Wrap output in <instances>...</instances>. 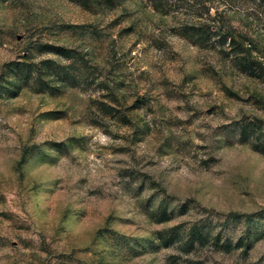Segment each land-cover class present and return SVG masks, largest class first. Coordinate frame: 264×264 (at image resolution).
<instances>
[{"label": "rangeland", "instance_id": "obj_1", "mask_svg": "<svg viewBox=\"0 0 264 264\" xmlns=\"http://www.w3.org/2000/svg\"><path fill=\"white\" fill-rule=\"evenodd\" d=\"M169 3L0 0V72L58 61L37 45L91 69L0 99V264H264V81L176 35L195 12Z\"/></svg>", "mask_w": 264, "mask_h": 264}, {"label": "trees", "instance_id": "obj_2", "mask_svg": "<svg viewBox=\"0 0 264 264\" xmlns=\"http://www.w3.org/2000/svg\"><path fill=\"white\" fill-rule=\"evenodd\" d=\"M149 1L158 11L169 2V4H176L177 8L192 9L195 12L194 15L175 28L174 33L199 49L216 52L222 59L230 61L245 76L264 81V63L255 55L257 42L250 33L252 25L256 22L263 21L264 28V0ZM82 5L86 7L87 4ZM211 9L214 10L213 14L210 13ZM231 15L240 17V25L245 30H239L232 24ZM34 51L40 55H53L58 61L44 59L35 62L27 54L20 61L3 66L0 72V99L14 98L24 88L37 94L55 95L64 89H73L88 83L91 69L80 52L49 45H37ZM139 102L141 101L137 103ZM102 107L110 112L113 111V108L108 105L102 104ZM133 108L137 109L139 106H133ZM255 134L256 125L253 122L239 123L240 142L249 141ZM254 149L264 154L261 144H256ZM169 220L170 216L162 212L159 223ZM198 236L200 240H205L202 234ZM222 249L228 251L230 248L225 245Z\"/></svg>", "mask_w": 264, "mask_h": 264}]
</instances>
